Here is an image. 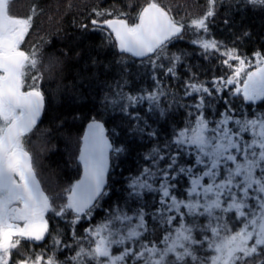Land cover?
Wrapping results in <instances>:
<instances>
[{
  "label": "snow or ice",
  "instance_id": "6c2138e0",
  "mask_svg": "<svg viewBox=\"0 0 264 264\" xmlns=\"http://www.w3.org/2000/svg\"><path fill=\"white\" fill-rule=\"evenodd\" d=\"M15 2L0 0V264H264V111L249 115L244 107L264 104V50L241 51L248 31L234 34L231 43L213 33L218 21L232 24L221 19L222 9L264 12V0H190L182 10L162 0H129L122 8L93 0L87 6L89 23L79 27L114 36L120 53L152 70L156 85L133 95L118 84L103 98L105 109L128 116L132 131L151 146L128 181V199L109 205L100 223L94 217L109 196L110 153L125 148L114 147L93 117L79 151L82 178L62 189L41 186L27 145L41 131V84L46 74L62 71V61L45 62L36 45L25 50L43 9L34 3L21 18L13 14ZM184 43L207 62L209 73L213 64L225 71L202 78L203 65L197 69L189 51H171ZM164 77L190 98L182 105L188 122L168 140L138 107L147 101L150 111L167 116L172 103L162 100L176 96ZM206 112H215V119ZM147 194L153 202L138 204Z\"/></svg>",
  "mask_w": 264,
  "mask_h": 264
},
{
  "label": "trees",
  "instance_id": "16d2710c",
  "mask_svg": "<svg viewBox=\"0 0 264 264\" xmlns=\"http://www.w3.org/2000/svg\"><path fill=\"white\" fill-rule=\"evenodd\" d=\"M21 16L26 17L34 3L43 9L41 15L34 20L33 30L30 32L31 45H36L42 51L43 60L59 58L62 61V71L52 78L45 75L41 90L45 96L44 111L37 127L41 130L31 137L28 144L38 165L37 172L41 179V186L66 188L83 176V167L79 162V151L83 145L88 124L93 117L100 121L105 133L114 147H123L125 151L118 156L110 153V168L107 183L109 196L102 202V208L94 217V223L104 219V210L117 203L123 204L128 199L127 184L131 177L136 176L145 165L143 154L151 146V141L132 131L135 123L120 112L118 108L105 109L103 98L118 91L117 85H123L126 93L139 95L155 90L152 70L142 64L139 58L127 56L119 52L114 36L109 38L103 31L80 28V24H88L87 6L93 0H19ZM143 0H135L141 4ZM183 6L190 1L175 0ZM104 3L115 4L122 8L129 0H104ZM181 10V9H180ZM223 16L231 19V26L218 21L213 33L218 40L232 42L233 35L248 31L251 35L241 41V51L251 55L257 50H264V12L258 8H233L224 11ZM134 13L132 16L134 17ZM39 37H43L40 40ZM49 41V43H44ZM184 48L189 51V60L197 69H202V78L209 74L220 75L225 71L219 65H211V73L207 62L192 55L190 45L184 43L172 48ZM27 50V48H26ZM123 56V62L121 60ZM164 83L175 94L176 100H162V105L172 103L165 117L158 116L157 111H150L148 102L139 105L140 115L155 129L162 133L160 139L168 140L173 132L185 126L189 117L182 106L190 98L183 96L181 86L175 81L164 77ZM236 103L240 104L239 98ZM247 113L264 111V104H257L252 108L244 106ZM208 119H215V112ZM152 194H147L143 201L152 203ZM129 203L131 201L129 200ZM88 223L77 226L78 233H82ZM115 251V250H114Z\"/></svg>",
  "mask_w": 264,
  "mask_h": 264
},
{
  "label": "flooded vegetation",
  "instance_id": "af4514ba",
  "mask_svg": "<svg viewBox=\"0 0 264 264\" xmlns=\"http://www.w3.org/2000/svg\"><path fill=\"white\" fill-rule=\"evenodd\" d=\"M188 1H190V0H188ZM143 2H144V0L141 2V4H143ZM201 2H203V0H201ZM162 3L164 5H167V6L172 7L174 9H179V10L181 9L182 10V6L179 3H176L175 0H162ZM20 4H21L20 1L19 0H16V2H15V8H14V10L17 9V12H18L17 14L14 13V15H16V16H21V10L22 9H20L21 8V5ZM30 39H31L30 36H29V39H26L25 45L23 46L25 48V50H26V48L27 49L30 48V45H31V40ZM27 139L28 138H26V140Z\"/></svg>",
  "mask_w": 264,
  "mask_h": 264
},
{
  "label": "rangeland",
  "instance_id": "374dc122",
  "mask_svg": "<svg viewBox=\"0 0 264 264\" xmlns=\"http://www.w3.org/2000/svg\"><path fill=\"white\" fill-rule=\"evenodd\" d=\"M14 11H15V12H13V14H14V13H16V14L18 13V12H17V9H16V10H14ZM18 17H21V18H23L22 16H18ZM87 131H88V129H87ZM87 131H86V134H87Z\"/></svg>",
  "mask_w": 264,
  "mask_h": 264
},
{
  "label": "water",
  "instance_id": "95a60500",
  "mask_svg": "<svg viewBox=\"0 0 264 264\" xmlns=\"http://www.w3.org/2000/svg\"><path fill=\"white\" fill-rule=\"evenodd\" d=\"M41 119V118H40Z\"/></svg>",
  "mask_w": 264,
  "mask_h": 264
}]
</instances>
